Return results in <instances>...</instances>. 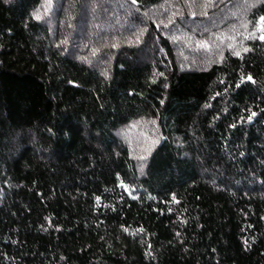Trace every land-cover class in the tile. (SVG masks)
<instances>
[{"label": "trees", "instance_id": "1", "mask_svg": "<svg viewBox=\"0 0 264 264\" xmlns=\"http://www.w3.org/2000/svg\"><path fill=\"white\" fill-rule=\"evenodd\" d=\"M262 17L0 0V264H264Z\"/></svg>", "mask_w": 264, "mask_h": 264}, {"label": "snow or ice", "instance_id": "2", "mask_svg": "<svg viewBox=\"0 0 264 264\" xmlns=\"http://www.w3.org/2000/svg\"><path fill=\"white\" fill-rule=\"evenodd\" d=\"M133 3H135V0H133ZM39 18L40 17L37 16V19H39ZM245 27H246V25H245ZM259 27L262 30V34L260 35L259 38L262 39V40H264V17L261 18L260 23H259ZM251 37H255V32H253L251 34ZM246 38H249V37H246ZM245 51H247V49H245ZM236 55H239V53L237 52ZM248 79L251 80L252 78L251 77H248Z\"/></svg>", "mask_w": 264, "mask_h": 264}]
</instances>
